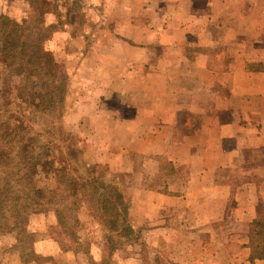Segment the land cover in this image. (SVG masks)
Here are the masks:
<instances>
[{
    "label": "crops",
    "instance_id": "crops-1",
    "mask_svg": "<svg viewBox=\"0 0 264 264\" xmlns=\"http://www.w3.org/2000/svg\"><path fill=\"white\" fill-rule=\"evenodd\" d=\"M125 1L106 60L135 98L128 148L164 177L143 190L141 223L163 224L180 204L186 215L199 205L203 221L229 212L239 233L216 264H264L248 246L264 216V0Z\"/></svg>",
    "mask_w": 264,
    "mask_h": 264
},
{
    "label": "rangeland",
    "instance_id": "rangeland-1",
    "mask_svg": "<svg viewBox=\"0 0 264 264\" xmlns=\"http://www.w3.org/2000/svg\"><path fill=\"white\" fill-rule=\"evenodd\" d=\"M125 2L0 0V15L29 27L57 26L45 47L68 76L62 126L78 151L75 170L83 178L96 176L121 190L136 234L132 241L114 235L119 245L110 250L106 227L85 206L77 214L80 228L74 241L59 230L53 211L29 210L18 229H0V264H216L228 259L220 256L218 247L229 246L239 233L229 212L228 218L203 221L197 218L199 205L186 215V206L180 204L178 213L163 224L141 223L138 200L143 190L161 187L164 177L153 171V161L128 148L137 141L128 139V125L122 119L133 114L126 102L135 98L122 92L121 79L110 75L112 65L107 62L108 44L113 47L114 38L119 39L111 24L119 21L118 9ZM131 165L133 169L126 171ZM179 170L184 177L185 169ZM233 193L231 190L229 197Z\"/></svg>",
    "mask_w": 264,
    "mask_h": 264
},
{
    "label": "trees",
    "instance_id": "trees-1",
    "mask_svg": "<svg viewBox=\"0 0 264 264\" xmlns=\"http://www.w3.org/2000/svg\"><path fill=\"white\" fill-rule=\"evenodd\" d=\"M56 28L0 15V229H18L29 210L53 211L59 230L74 241L85 206L106 227L114 250V235L136 238L129 205L116 185L75 170L78 151L62 126L68 76L45 47ZM248 238L250 261L264 262V216L250 223Z\"/></svg>",
    "mask_w": 264,
    "mask_h": 264
}]
</instances>
